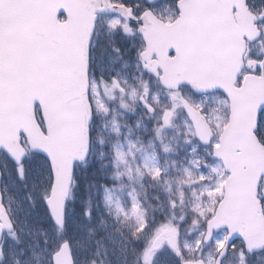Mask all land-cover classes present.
Segmentation results:
<instances>
[{
  "label": "snow or ice",
  "instance_id": "6c2138e0",
  "mask_svg": "<svg viewBox=\"0 0 264 264\" xmlns=\"http://www.w3.org/2000/svg\"><path fill=\"white\" fill-rule=\"evenodd\" d=\"M0 184V264H264V0H0Z\"/></svg>",
  "mask_w": 264,
  "mask_h": 264
},
{
  "label": "rangeland",
  "instance_id": "374dc122",
  "mask_svg": "<svg viewBox=\"0 0 264 264\" xmlns=\"http://www.w3.org/2000/svg\"><path fill=\"white\" fill-rule=\"evenodd\" d=\"M161 162L163 163V161H161ZM6 180H7V178H6ZM7 183H9L8 180H7ZM9 190L12 191V192H14V193L17 192V189L14 188V187H12V185H11L10 183H9ZM18 195H22V190L18 193ZM87 196H88V193L86 194V197H87ZM96 199H98V197H95V196H94V198H93L94 203H95V200H96ZM100 207H102V204H101ZM95 211H97V210H96V208L94 207V208H93V213H94ZM21 215H23V214H21ZM78 215H79V216H75L74 214L70 215V219H69V228H68V231H69L70 234L73 232V229H74V223H73V221H76V222H79V223H81V222L83 221V216H82L81 214H78ZM93 217H94V215H93ZM100 217H101V216H100ZM103 218H104L105 220H107V219H108V216H105V217H103ZM28 221H29V226H34V227H44V228H46V226H47V224H48L46 221L41 222V221L37 220V218H36L35 216H29V217H28ZM87 223H88V221L85 220L84 224H87ZM98 223H99V222H98ZM86 227H88V226H86ZM89 227H91V226L89 225ZM84 231H86V229H84ZM85 234H86V233H85ZM115 239L119 240V236H116ZM81 242H82L83 244H85V245L88 244V240H87V239H82ZM112 247H114V246H112ZM110 258L113 260V264H116V258H115L114 256H111ZM32 264H36V261L33 260Z\"/></svg>",
  "mask_w": 264,
  "mask_h": 264
},
{
  "label": "trees",
  "instance_id": "16d2710c",
  "mask_svg": "<svg viewBox=\"0 0 264 264\" xmlns=\"http://www.w3.org/2000/svg\"><path fill=\"white\" fill-rule=\"evenodd\" d=\"M93 177L91 175V173L89 172L87 175L82 174L81 177L78 180V186H77V190H76V200L74 202V205L76 204V206L74 207L75 214H78L79 212L82 213V210L84 208V203L83 201L87 199L86 197V193L87 190L85 189V184L88 183V181L92 180ZM98 179H100L101 181H105L107 180L106 177H98ZM98 221V219H97Z\"/></svg>",
  "mask_w": 264,
  "mask_h": 264
},
{
  "label": "water",
  "instance_id": "95a60500",
  "mask_svg": "<svg viewBox=\"0 0 264 264\" xmlns=\"http://www.w3.org/2000/svg\"><path fill=\"white\" fill-rule=\"evenodd\" d=\"M216 12L221 13L220 15H217L218 18H220L221 20L222 19L225 20L224 15H223V8L218 9ZM224 25H221L218 23L216 26H217V29L222 32L224 29Z\"/></svg>",
  "mask_w": 264,
  "mask_h": 264
}]
</instances>
